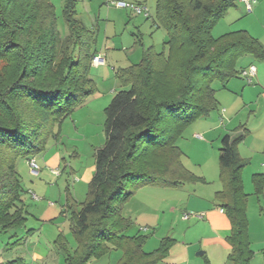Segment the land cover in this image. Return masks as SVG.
<instances>
[{
  "label": "trees",
  "instance_id": "trees-1",
  "mask_svg": "<svg viewBox=\"0 0 264 264\" xmlns=\"http://www.w3.org/2000/svg\"><path fill=\"white\" fill-rule=\"evenodd\" d=\"M237 0H157L156 22L165 29L163 50H144L139 63L118 71L122 89L106 108L105 144L95 153V174L86 200H68L66 212L78 247L68 264H89L112 250L116 264H159L175 244L161 240L153 252L148 236L129 234L134 222L125 204L145 186L179 188L203 181L182 162L177 145L191 124L218 109L214 84L240 74L238 63L250 55L264 61V46L247 31L219 38L213 26ZM78 0H63V35L51 0H0V235L25 227L27 193L16 168L18 159L37 158L64 122L95 93L91 78L97 34L79 18ZM59 130L56 132V128ZM222 139L221 179L217 194L231 222V264H252L248 194L237 145ZM257 194L262 175H254ZM62 237V236H61ZM206 264H211L207 262Z\"/></svg>",
  "mask_w": 264,
  "mask_h": 264
},
{
  "label": "crops",
  "instance_id": "crops-1",
  "mask_svg": "<svg viewBox=\"0 0 264 264\" xmlns=\"http://www.w3.org/2000/svg\"><path fill=\"white\" fill-rule=\"evenodd\" d=\"M125 1L138 3L150 9L146 3L147 0L144 2L137 0ZM238 3L244 6L247 14L251 15L246 24L241 25L234 31H247L264 46V20L263 17L258 19L259 15H263L264 0H256L253 11L250 13L241 0H239ZM156 4L157 0L155 2L154 16H156ZM125 10L127 11V9ZM117 11L122 12L120 8ZM127 17L128 19H124L127 22L131 21L133 27L130 26L129 29L122 31L120 38L112 39L111 43L108 41L104 48H95L97 54L105 55L106 59V64L95 67V71L98 73L97 75L101 79V82H109L108 85L111 84V93L109 96L104 97L98 90H96L97 93L95 92L93 95L103 96L102 98L108 100V102H105L108 103L105 108L109 106L115 94L122 89L121 85L119 86L117 83L119 82L117 77L118 71L122 68H127L133 64L139 63L145 49L153 47L157 50V45L161 44V41L162 45H164V42L167 40L165 29L154 20L153 16H151V10L150 16L145 17L146 19L142 16L134 15V13L127 15ZM133 17H137V19L134 21ZM138 17H142L145 20L151 18V25L142 22ZM144 28L145 30H143ZM120 45H122L125 52L121 53L118 51ZM252 65L257 67V74L252 83H248L241 74L231 79L225 85L216 82L215 84H217V87L215 90L218 109L208 117L200 119L193 124V140L200 144L199 148L202 151L201 154L204 155V158L200 156L198 160L193 163V174L203 181L193 183V187L189 186L192 183H186L178 189H173H180L181 191L189 190L186 197L188 199L185 210L186 213L190 210L195 213H204V216L201 219L196 217L185 219L184 214L180 216L182 226H177L176 228L172 227L171 229L178 234L177 237L180 236L181 238H173L175 244L170 249L168 256L159 264H206L207 262L211 264H221L222 262H224V264H231L228 261V256L231 252V246L228 242V237L231 233V222L222 208L221 204L223 201L217 198V194L225 189V185L221 179L219 158L222 139L227 135L230 136L231 140L241 137L237 145V152L240 159L244 160L247 164L243 171V184L244 190L249 196L247 214L249 218L251 248L254 251L252 264H264V188L262 193L257 194L253 182L254 175H262L264 179V61H257L252 56L247 55L241 58L238 63V68L241 73L242 70ZM91 78L97 88L99 85L98 81H96L94 77ZM76 112H78V110H75V113ZM74 124H76V121ZM74 128L79 131L76 125H74ZM55 158L52 164L53 166L46 169L41 168L37 177L38 181L32 182L30 186H27V193L24 197V200H26L25 205L27 207L28 201H34L31 199V191L35 193L39 191V193H42L45 197L54 196V188L57 187L59 200L63 201L65 197V204L60 207V216H68L66 212L68 200L72 199V201L75 200L79 202V197L85 193V195H87L88 185L92 178H87L84 182L77 177L72 184L69 183V180L60 184L59 178H62L64 174L61 171V165L64 164V162L62 163L61 160L64 158L59 157V153L56 154ZM70 168L69 173L72 177H75L77 175L76 170L72 167ZM55 169L60 170L62 174L60 176L55 175L53 173ZM67 169L66 167L65 170ZM89 171H91V173L93 172L91 168ZM91 175L92 174H90V177ZM52 180H56V186L50 184ZM198 185L202 187H198ZM148 188L163 187H142L135 192L133 197L124 206L125 216L130 218L136 225L143 226L142 228L137 226L138 232L135 234L141 233L147 235L152 232L151 230H158L160 228L162 222L161 216L162 213H164V209H166L164 207L166 201L170 202L167 207L173 210L176 206L181 205V203L177 201V198L166 200V198L162 197L154 201L155 196L159 197L165 194ZM141 198L149 199L146 201L149 203L141 202ZM134 201H136L135 204ZM51 203H49L48 206L51 208L57 207V205L54 203L51 205ZM39 204L40 203L36 205L35 214H30L27 208V218L32 216V218L40 219V214H38L37 211L40 208L39 206L44 205ZM50 217L53 216L51 215ZM58 217L53 218V220H57ZM23 228H27L26 225ZM140 229H148V231L145 234V232H141ZM36 231L35 229H29L27 233L34 234ZM15 235L17 236L18 234L15 233ZM132 235L134 234L132 233ZM147 236L149 237V235ZM34 255L35 258L38 257L42 259L40 255ZM199 257H202L203 261H199ZM0 264H6V260L2 256L0 257Z\"/></svg>",
  "mask_w": 264,
  "mask_h": 264
},
{
  "label": "rangeland",
  "instance_id": "rangeland-1",
  "mask_svg": "<svg viewBox=\"0 0 264 264\" xmlns=\"http://www.w3.org/2000/svg\"><path fill=\"white\" fill-rule=\"evenodd\" d=\"M114 1H123V0H78V11L79 18L83 23L90 29H94L97 34V44L96 49L104 48V46L112 42V39L120 38L122 31L129 29L130 26L133 27V23L127 22L124 18H127V15H130L132 12L130 10H125L120 8L122 12H118L119 7L113 4ZM125 1V0H124ZM137 1H146V0H137ZM55 6L56 15L58 17V29L63 35L68 33V28L62 18L63 12V0H51ZM156 0H147V4L151 10V16L156 20L154 16ZM236 1L235 6L230 8L227 14L213 26V35L215 38H219L229 32H233L236 28H239L241 25L246 24L249 21V16L247 14L244 6ZM147 7V6H146ZM131 13H129V12ZM129 13V14H127ZM125 14V16H124ZM135 15V14H134ZM145 18L143 15H138ZM142 17H138L142 22H146L147 25H151V18L145 20ZM263 17L264 20V11L263 15H259L258 19ZM134 21L137 17H133ZM145 30V28L143 29ZM135 31V30H134ZM121 53L125 52L122 45L118 47ZM163 50L162 41L161 44L157 45V51ZM105 57V55H104ZM103 66V65H102ZM95 67L92 66L91 77H94L98 81V86L96 90L100 91L104 97H107L111 93V84L109 82H101V79L98 77V73L95 71ZM120 86V83L117 82ZM214 88L217 87V84L213 85ZM96 92V91H95ZM97 93V92H96ZM89 96L86 101L72 114L70 118L67 119L65 124L62 126V132H60L58 139L52 138L50 142L47 143L46 149L41 153L38 158V164L40 168L46 169L51 168L54 160L56 159V154L59 153V157H63L61 160L62 164V173L63 177L59 178V183L66 182L69 180V183H74L78 178L82 181H86L87 178H92L95 174V153L97 148L102 147L106 142L105 135V125H106V104L107 99L100 96ZM76 114V115H74ZM74 115V116H73ZM76 121V124L73 122ZM195 124V123H193ZM193 124L187 127L183 134L179 137L177 145L183 153L182 162L183 165L193 173V163L198 160L201 156L204 158V155L201 154L200 144L193 140ZM74 125L78 127L77 131L74 128ZM59 128H56V132ZM2 151L0 150V157L2 156ZM56 153V154H55ZM55 154V155H54ZM54 155V156H53ZM201 158V159H202ZM28 160L18 159L16 161V168L22 180V184L26 189L27 186H30L32 182L38 181V175L32 173ZM76 170L77 175L72 177L70 172V167ZM68 168L65 170V168ZM92 169L89 171V169ZM192 170V171H191ZM61 173V174H62ZM90 174L91 177H90ZM86 178V179H85ZM92 180V179H91ZM58 181V180H57ZM50 184L56 186V180L50 181ZM189 186L193 187V183ZM198 187H202L198 185ZM54 196H47L39 193V191L34 192L40 199L36 200L33 197L34 201H28L27 208L29 209L30 214H35L38 203L39 210L37 211L40 214L39 218L28 217V222L26 224L27 228H21L17 230L8 231L0 235V257L2 256L6 260V264H68L66 258L68 257V251H64L62 246V240L66 238L69 255H73L76 251L78 244L74 234L70 228L69 217L66 215L60 216V207L65 204V197L63 201H60L58 198L57 187L54 188ZM164 193V196H155L154 201L161 199L162 197L169 199H176L181 203L173 209L168 208L170 202H165L164 213L161 216V226L158 230H151L147 242L144 246L146 252H151L158 248L159 242L162 238L171 237V238H181L172 227H180L181 221L180 216L185 215L186 213V204L188 199V191L175 190L169 187L163 188H148ZM159 189V190H158ZM164 189H173V190H164ZM178 189V188H177ZM201 189V188H198ZM86 194V193H85ZM80 195L79 204L83 203L86 200L87 195ZM29 200V198L27 197ZM149 199L141 198V202H146ZM26 200H24L25 202ZM54 203L57 205L56 208H51L48 206L49 203ZM152 202V199H151ZM136 201H134V204ZM149 203V202H146ZM178 203V204H180ZM187 213L192 214L193 211H187ZM53 217H50V216ZM125 215V214H124ZM58 217L55 221L53 218ZM185 218V217H184ZM136 220L135 218H133ZM55 221V223H54ZM179 221V222H178ZM54 224V225H53ZM134 223L133 228L130 233L132 235L138 232V227L142 228L143 226H138ZM35 229L36 233L30 234L27 233V230ZM141 232H146L148 229H140ZM15 233L18 235L16 236ZM62 236V237H61ZM62 238V239H61ZM34 254H38L42 259L36 257ZM121 257V252L119 250H112L109 255L103 256L101 259L93 258L89 261V264H116ZM199 261H203L202 257H199ZM221 264H224L222 262ZM226 264V263H225Z\"/></svg>",
  "mask_w": 264,
  "mask_h": 264
},
{
  "label": "built area",
  "instance_id": "built-area-1",
  "mask_svg": "<svg viewBox=\"0 0 264 264\" xmlns=\"http://www.w3.org/2000/svg\"><path fill=\"white\" fill-rule=\"evenodd\" d=\"M241 1L245 4L246 9H247V11L249 13L253 11L254 4H255L256 0H241ZM113 4L116 5L119 8L130 10L135 15H143L145 17H149L150 16L149 8L144 6V5L138 4V3L129 2V1H114ZM105 64H106V59H105L103 54H96L94 56V58L92 60V65L93 66H102V65H105ZM240 74L245 78V80L248 83H252L254 77L257 74V67L252 65L249 68L242 70ZM28 164H29V167H30L32 173H34V175H39V172H40L41 168H40V166H39V164L37 162V158H31L28 161ZM53 173L55 175H57V176L61 175V171L58 170V169L53 170ZM31 196L34 199H36V200L40 199L32 191H31ZM52 204L53 203H51V205ZM203 216H204V213H195V212H193L192 214L185 213V215H184L185 219H189L191 217H196V218L201 219V218H203Z\"/></svg>",
  "mask_w": 264,
  "mask_h": 264
}]
</instances>
